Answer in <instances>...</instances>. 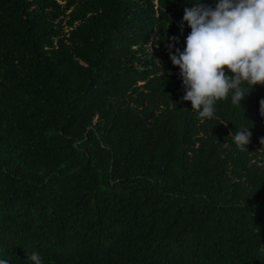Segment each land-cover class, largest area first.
<instances>
[{"label":"trees","instance_id":"1","mask_svg":"<svg viewBox=\"0 0 264 264\" xmlns=\"http://www.w3.org/2000/svg\"><path fill=\"white\" fill-rule=\"evenodd\" d=\"M197 3L0 0V259L264 264V84L183 100Z\"/></svg>","mask_w":264,"mask_h":264},{"label":"clouds","instance_id":"2","mask_svg":"<svg viewBox=\"0 0 264 264\" xmlns=\"http://www.w3.org/2000/svg\"><path fill=\"white\" fill-rule=\"evenodd\" d=\"M185 21L191 29L186 47L182 52L176 48L173 54L174 43H170L169 56L180 69L183 100L191 101L200 118H212L216 101L227 99L230 91L232 103L240 105L246 93L242 83L250 88L264 84V0H218L215 8L197 3L184 9L181 32ZM178 39L171 37L173 42ZM260 110L264 114V100ZM251 136L249 128L231 134L241 150ZM27 259L42 264L39 253L28 254ZM0 264L9 261L0 259Z\"/></svg>","mask_w":264,"mask_h":264}]
</instances>
